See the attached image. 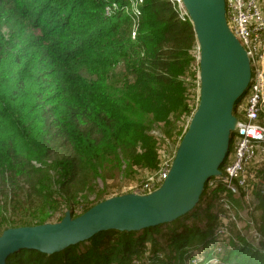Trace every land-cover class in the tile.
<instances>
[{"label":"trees","instance_id":"trees-1","mask_svg":"<svg viewBox=\"0 0 264 264\" xmlns=\"http://www.w3.org/2000/svg\"><path fill=\"white\" fill-rule=\"evenodd\" d=\"M179 17L170 0H0V195L10 189L14 211L21 210L18 182L31 185L25 194L29 210L35 182L46 176L52 184L49 169L34 166L20 149L60 159L56 168L67 167L63 192L70 185L84 187L89 172L118 151L129 171H159L153 126L132 117L139 110L172 138L173 119L193 113L183 85L189 54L199 45L190 19ZM188 128H177L178 147ZM49 198L57 207L65 203ZM261 202L264 209V196ZM236 204L242 207L239 200ZM95 205L70 206L73 218ZM206 210L202 233L207 238L193 250L180 239L186 237L189 217ZM218 210L201 198L174 227L173 222L140 232H101L51 256L22 250L7 264H191L194 259L207 264L219 245L222 264H264V249L235 226L230 231L237 242L217 239ZM36 219L22 225L49 222ZM262 221L258 229L264 237Z\"/></svg>","mask_w":264,"mask_h":264},{"label":"water","instance_id":"water-1","mask_svg":"<svg viewBox=\"0 0 264 264\" xmlns=\"http://www.w3.org/2000/svg\"><path fill=\"white\" fill-rule=\"evenodd\" d=\"M200 49V100L162 186L147 195L112 197L61 222L6 229L0 264L22 250L54 255L101 232H140L170 224L192 212L207 185L222 175L238 120L237 102L248 92L249 56L230 30L226 0H182Z\"/></svg>","mask_w":264,"mask_h":264},{"label":"rangeland","instance_id":"rangeland-1","mask_svg":"<svg viewBox=\"0 0 264 264\" xmlns=\"http://www.w3.org/2000/svg\"><path fill=\"white\" fill-rule=\"evenodd\" d=\"M170 1L175 9L179 6L178 3L172 0ZM189 59L190 67L187 76L185 77L183 88L186 90L184 98L189 102L193 113L191 116H184L181 119H173V126H175V131L173 132L174 137L171 138L168 136L161 126L151 122L150 116L140 112L139 110H137L136 115L132 117L133 120L150 123L153 126L152 135L157 140L156 150L160 160L158 172H152L148 168L140 167H134L132 171H129L128 161L125 159L121 151H118L117 155H114L113 157H106L103 160L102 168L89 172L88 176L84 180L86 182L84 183L83 181V184H85L84 187H75L70 185L69 190L63 192L60 188V182L64 179L67 167L65 169H63L62 166L56 168L55 165L59 166V163L61 162L59 161L60 159L56 160V158H48L45 160V155H43L42 158L38 155L32 156L25 153L24 149H20L25 156H28V158L32 160V164L34 166L37 168L47 167L49 169L52 184H49L46 176L45 178L42 177V179L38 182H35L37 183V188H33V192L36 196L29 199V202L34 203V206H32L30 210L28 209L27 199L25 197V194H29L31 189V185L28 181L21 180L18 182L20 190L18 191L21 205L20 211H14L13 209L14 202L10 189L5 194L0 195V232L2 231V228H7L8 226L15 228L22 227V224H27L32 221L33 223H36V220H38L36 219V216L49 220L48 223H53L50 220H58L59 218L65 216L66 212L71 211L70 206L75 205L77 207L92 203L98 204L100 201L116 196H122L130 193L139 194V191H141L148 182L152 181L159 173L161 174L165 171L167 169V163L170 164V162L174 160L178 143L181 140V135L178 136L177 128L179 127L181 130L186 131L199 105L201 86L199 46L192 48L189 54ZM2 170V173L8 174L5 168H2ZM252 174H254V178L251 181L253 189H251L249 204H245V202H243L241 204L243 206L241 209H246V215L252 217L254 226L259 227V224H262V220L264 218V209L261 204L262 197L264 195L260 193V189L264 188V167L255 168L252 171ZM39 192H41V194H38ZM227 194L228 192L222 186L216 182H210L207 185L204 195L202 196L203 204L210 205L211 208L217 210V198ZM51 195H55L57 196V200L65 202L64 205L57 207L58 204L53 202V198H49ZM208 213L209 211L206 210L203 214L189 217L190 219L187 222L188 228L186 231V237L181 238L180 242L187 241L188 247L193 250H197L203 245L204 240L207 237L204 233H202V230L205 228L207 218L209 219ZM247 219L248 218L243 219L244 221L241 222V227L244 226ZM252 221H247V223ZM176 223L177 222H174L171 227H174ZM254 226H251L252 230ZM172 230L173 229L171 228L170 231Z\"/></svg>","mask_w":264,"mask_h":264},{"label":"built area","instance_id":"built-area-1","mask_svg":"<svg viewBox=\"0 0 264 264\" xmlns=\"http://www.w3.org/2000/svg\"><path fill=\"white\" fill-rule=\"evenodd\" d=\"M172 1L179 4L176 9L180 11L181 20L189 19L182 0ZM226 19L230 30L249 56L252 79L248 92L234 110L238 124L231 138L230 152L221 170L222 175L218 180L211 181L228 192L217 198L219 227L216 233L217 239L225 244H229L232 239L237 242L230 231V227L235 226L247 240L264 249V237L254 226L252 217L246 215V209H241L243 206L237 208L236 204L237 200L240 204H249L253 189L252 171L264 167V0H226ZM166 167L165 171L139 191V195L150 194L162 186L171 165L167 163ZM260 193L264 195V188L260 189ZM244 218L252 222L245 221L241 227ZM251 226H254L253 230ZM221 252L222 247L219 245L207 264H222L218 258ZM191 264H198V260H191Z\"/></svg>","mask_w":264,"mask_h":264}]
</instances>
